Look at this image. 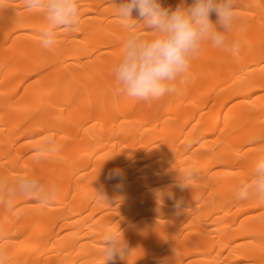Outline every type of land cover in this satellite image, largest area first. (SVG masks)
<instances>
[{"label":"bare ground","instance_id":"1","mask_svg":"<svg viewBox=\"0 0 264 264\" xmlns=\"http://www.w3.org/2000/svg\"><path fill=\"white\" fill-rule=\"evenodd\" d=\"M81 6L45 49L43 10L0 0V261L105 264L119 227L132 252L108 264H264V204L235 197L264 152V0H239L238 54L206 45L183 94L155 102L115 94L126 31L112 0ZM28 177L56 199L14 196Z\"/></svg>","mask_w":264,"mask_h":264},{"label":"clouds","instance_id":"2","mask_svg":"<svg viewBox=\"0 0 264 264\" xmlns=\"http://www.w3.org/2000/svg\"><path fill=\"white\" fill-rule=\"evenodd\" d=\"M112 2L126 31L119 57L110 69L118 96L144 102L179 96L189 82L194 59L206 45L233 54L240 51V41L231 36L238 20L239 0H192L190 5L187 0H180L174 9L166 7L163 0ZM24 6L43 10L38 38L45 49L56 44L60 29L73 31L81 18V0H24ZM121 174L117 168L110 175ZM179 186L186 188L182 180ZM10 191L14 196L34 195L43 203L55 200L58 195L55 185H46L36 177L20 179ZM98 195L107 200L102 193ZM169 197L177 211H182L183 198L171 193ZM235 197L264 204V152L253 161L250 176L236 184ZM102 243L105 264L117 258L126 260L132 252L119 227L106 229ZM163 264L170 262L165 260Z\"/></svg>","mask_w":264,"mask_h":264}]
</instances>
